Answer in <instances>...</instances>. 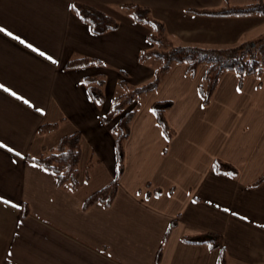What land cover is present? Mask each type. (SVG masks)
I'll use <instances>...</instances> for the list:
<instances>
[{
    "label": "crops",
    "instance_id": "obj_1",
    "mask_svg": "<svg viewBox=\"0 0 264 264\" xmlns=\"http://www.w3.org/2000/svg\"><path fill=\"white\" fill-rule=\"evenodd\" d=\"M110 15L119 28L102 35L72 4ZM253 0H0V264H155L175 221L160 264H218L219 250L202 241L219 237L227 264H264V71L240 85L225 71L208 106L187 65L174 64L159 88L141 99L125 144V170L113 205L87 211L82 202L116 176L115 135L104 124L119 80L135 87L152 80L156 65L139 63L149 28L120 9L149 8L175 45L264 47V15L189 13L246 6ZM99 64L67 69L73 59ZM156 64V63H155ZM104 76L105 100L95 102L85 78ZM7 90V91H6ZM15 93V95H13ZM172 101L168 141L152 111ZM116 122V121H115ZM56 125L42 132L43 125ZM81 134L79 187L68 192L31 159L54 150L60 139ZM165 148L166 151H165ZM216 159L236 177L215 172ZM161 193L156 195L154 191ZM28 206L31 216L23 217Z\"/></svg>",
    "mask_w": 264,
    "mask_h": 264
},
{
    "label": "trees",
    "instance_id": "obj_2",
    "mask_svg": "<svg viewBox=\"0 0 264 264\" xmlns=\"http://www.w3.org/2000/svg\"><path fill=\"white\" fill-rule=\"evenodd\" d=\"M74 13L86 22L92 33L102 35L106 32L119 28L120 24L110 15L94 7L73 3ZM120 9L127 13L137 23L147 26L150 30L147 40L150 44L148 49H143L138 55L139 63L149 62L151 59L159 61L161 64L156 68L152 80L139 85L131 86L126 77L119 80L118 87L121 94L115 96L112 101L111 110L101 116L104 124L112 125L115 135L116 151V176L107 185L91 193L81 204L84 211L92 206L100 204L105 208H110L118 192V184L125 170V144L130 136L131 122L136 116L141 99L156 91L171 66L174 64L187 65V74L195 77L202 65L207 66V70L199 85V92L204 106H208L217 89L221 75L225 71H234L240 77V85L244 78L248 76H261L264 71V47H260L256 52L240 54L241 47H215L207 48L201 46L175 45L171 40L166 26L163 22L153 18L151 11L147 7L137 4H124ZM189 13L208 16H239L259 14L264 15V0H253V3L246 6H227L219 10H195L189 9ZM99 64L93 58L82 57L70 60L66 64L67 69H80ZM89 94L97 103L105 100L103 87L105 85L104 76L88 77L84 80ZM173 107V102L164 100L156 101L152 104V111L156 117L166 139L170 141L175 136L174 129L167 120V112ZM116 121V122H115ZM56 125H43L42 132L54 129ZM167 148H165L166 151ZM81 158V134L74 132L62 137L54 150H51L37 158L31 159L40 167L51 172L57 181V186L68 192H73L79 187V162ZM215 172L230 177H236L238 171L232 165L216 159L213 163ZM264 181V176L254 185L257 186ZM159 195L161 191H154ZM23 217L31 216L28 206L22 210ZM176 222L174 221L167 231L162 246L157 252L155 264H160L163 256V247L166 244ZM186 243L206 244L213 250H219V263L227 264V255L221 246L219 237L208 234L202 241H194L185 237Z\"/></svg>",
    "mask_w": 264,
    "mask_h": 264
},
{
    "label": "rangeland",
    "instance_id": "obj_3",
    "mask_svg": "<svg viewBox=\"0 0 264 264\" xmlns=\"http://www.w3.org/2000/svg\"><path fill=\"white\" fill-rule=\"evenodd\" d=\"M150 61H151V65H153V66L156 65L157 68H158V67L160 66V64H161L159 61H157V60H155V59H151ZM155 63H156V64H155ZM121 92H122V90H121L119 87H117V92H116L115 95L117 96V95L121 94Z\"/></svg>",
    "mask_w": 264,
    "mask_h": 264
},
{
    "label": "snow or ice",
    "instance_id": "obj_4",
    "mask_svg": "<svg viewBox=\"0 0 264 264\" xmlns=\"http://www.w3.org/2000/svg\"><path fill=\"white\" fill-rule=\"evenodd\" d=\"M0 31H4L3 29H0ZM7 91V90H6ZM13 95H15V93H13Z\"/></svg>",
    "mask_w": 264,
    "mask_h": 264
}]
</instances>
